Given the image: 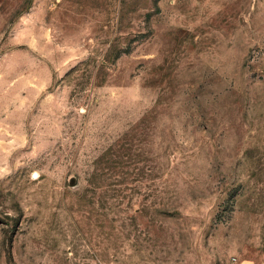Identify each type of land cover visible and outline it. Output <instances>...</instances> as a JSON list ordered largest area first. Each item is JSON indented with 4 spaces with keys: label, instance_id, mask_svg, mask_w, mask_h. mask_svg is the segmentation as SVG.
<instances>
[{
    "label": "rangeland",
    "instance_id": "obj_1",
    "mask_svg": "<svg viewBox=\"0 0 264 264\" xmlns=\"http://www.w3.org/2000/svg\"><path fill=\"white\" fill-rule=\"evenodd\" d=\"M0 264H264V0H0Z\"/></svg>",
    "mask_w": 264,
    "mask_h": 264
},
{
    "label": "water",
    "instance_id": "obj_2",
    "mask_svg": "<svg viewBox=\"0 0 264 264\" xmlns=\"http://www.w3.org/2000/svg\"><path fill=\"white\" fill-rule=\"evenodd\" d=\"M35 175V173H33Z\"/></svg>",
    "mask_w": 264,
    "mask_h": 264
}]
</instances>
